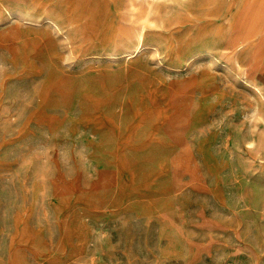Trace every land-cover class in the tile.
<instances>
[{
	"label": "rangeland",
	"instance_id": "1",
	"mask_svg": "<svg viewBox=\"0 0 264 264\" xmlns=\"http://www.w3.org/2000/svg\"><path fill=\"white\" fill-rule=\"evenodd\" d=\"M207 1L0 0V264H264V50Z\"/></svg>",
	"mask_w": 264,
	"mask_h": 264
},
{
	"label": "bare ground",
	"instance_id": "2",
	"mask_svg": "<svg viewBox=\"0 0 264 264\" xmlns=\"http://www.w3.org/2000/svg\"><path fill=\"white\" fill-rule=\"evenodd\" d=\"M73 1H74L73 7L77 8V10L73 9L74 10L73 22L71 20L69 23H67L68 29L70 30L71 33L77 31L78 27H76V25L82 19V17L86 15L85 13H83L81 6L89 7L93 2H96L98 0H73ZM130 1L131 0H127V3H130ZM178 1L179 0H158V3L159 4L163 3L166 6H170L171 4L172 6V4H177ZM222 3H223V0H208L206 2L207 13L204 15V17L210 16L213 18H219L218 20H220V16L222 18V16H225V15H223L222 13L218 15L212 14L213 12L212 10H215V12L217 11L221 12L219 11V9H222L221 6L224 7ZM132 5L134 6V2L133 4H131V6ZM155 10L159 11L160 8L155 7ZM155 10L151 14V17L153 16L152 22L154 21L155 15H157V12ZM85 11L86 10H84V12ZM237 13H238V17L236 18L235 15ZM206 20L211 21L209 19H206ZM223 20H226V22L229 24L228 25L229 28L235 29L233 49H236V48H239L240 50L245 49L247 50L248 53H251L252 51L251 47L254 46L253 49H255L257 52L264 50V36H262V38L259 39L260 35H264V0H242V2H240L236 8L235 14H231L228 17L226 16L223 18ZM152 22L148 23V19H147L146 25L150 27ZM71 38H72V34H71ZM144 45H145V42L142 36L141 41L137 44V46L133 50L123 52L124 54H122V56H129V57L135 56L141 51ZM107 53L111 58L117 57L116 54H114V51L112 50H109ZM258 55H259V52H258ZM242 58H243L242 56L237 57L236 59L237 64H240L241 62H243Z\"/></svg>",
	"mask_w": 264,
	"mask_h": 264
}]
</instances>
